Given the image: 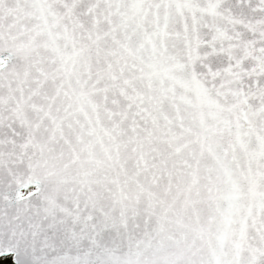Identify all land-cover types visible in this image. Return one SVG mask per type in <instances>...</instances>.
I'll return each instance as SVG.
<instances>
[{
    "label": "snow or ice",
    "instance_id": "obj_1",
    "mask_svg": "<svg viewBox=\"0 0 264 264\" xmlns=\"http://www.w3.org/2000/svg\"><path fill=\"white\" fill-rule=\"evenodd\" d=\"M0 264H264V0H0Z\"/></svg>",
    "mask_w": 264,
    "mask_h": 264
}]
</instances>
